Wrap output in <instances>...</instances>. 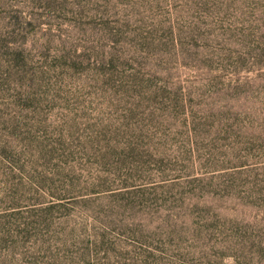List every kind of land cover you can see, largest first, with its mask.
I'll return each instance as SVG.
<instances>
[{"label": "rangeland", "instance_id": "obj_1", "mask_svg": "<svg viewBox=\"0 0 264 264\" xmlns=\"http://www.w3.org/2000/svg\"><path fill=\"white\" fill-rule=\"evenodd\" d=\"M0 264H264V0H0Z\"/></svg>", "mask_w": 264, "mask_h": 264}]
</instances>
